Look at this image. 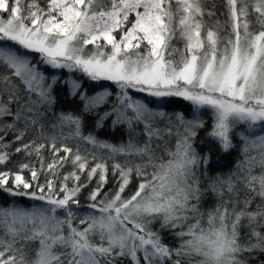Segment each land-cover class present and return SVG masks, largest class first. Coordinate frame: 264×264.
<instances>
[{
    "label": "snow or ice",
    "instance_id": "snow-or-ice-1",
    "mask_svg": "<svg viewBox=\"0 0 264 264\" xmlns=\"http://www.w3.org/2000/svg\"><path fill=\"white\" fill-rule=\"evenodd\" d=\"M215 14L0 0V264H264V0ZM178 101L190 116L167 111ZM106 125L124 140L100 138ZM201 133L240 157L227 179Z\"/></svg>",
    "mask_w": 264,
    "mask_h": 264
},
{
    "label": "trees",
    "instance_id": "trees-1",
    "mask_svg": "<svg viewBox=\"0 0 264 264\" xmlns=\"http://www.w3.org/2000/svg\"><path fill=\"white\" fill-rule=\"evenodd\" d=\"M215 5V16L209 18L207 16L204 17L205 22L208 25H214L215 21L218 19L223 23L225 17L222 14L224 10V0H205V7L209 8L212 5ZM223 32V29H221ZM175 44L177 47H180L182 42L177 40L175 41ZM66 108H70L71 105H65ZM173 110H178L184 113V115L190 116V110L189 106L182 101H178L175 104H173L171 107L167 109V111L171 112ZM204 119L210 123V117L209 114H205ZM89 126H91V121H89ZM30 134L32 133V130H29ZM97 135L102 139H107L112 142H118L122 141L125 138V129L123 128H117L115 130L110 129L107 125L103 130H100ZM211 143L210 147H206V145H209ZM205 149L206 151L211 152V163L209 165L210 171L209 175L212 177H215L219 175L222 179L228 178L230 173H233L236 171V163L240 159L239 156H237L235 153L232 155H229L228 153H225L219 149L218 146L214 144V142H209L201 133V136L197 140V149ZM21 156H17L14 159L19 160L21 159ZM11 166V165H9ZM202 185L206 184L204 177H201ZM95 186V181H93L92 184L89 185L88 188H86L80 196V206L81 209H83L87 204V193L88 191ZM108 189H115V178L109 177V184L106 186V190ZM241 199L244 196L243 190L240 191ZM9 199H12L10 197L0 196V204H6ZM20 200V203L22 205L27 206L30 202L26 198H17ZM259 201H257L258 203ZM216 203V197L211 192H208L206 196L203 198V204H202V210L206 208L212 207ZM166 240L168 239L167 234L165 235ZM256 256L253 257V261L256 260ZM259 259L264 260V256H259Z\"/></svg>",
    "mask_w": 264,
    "mask_h": 264
},
{
    "label": "rangeland",
    "instance_id": "rangeland-1",
    "mask_svg": "<svg viewBox=\"0 0 264 264\" xmlns=\"http://www.w3.org/2000/svg\"><path fill=\"white\" fill-rule=\"evenodd\" d=\"M89 47H91V46H89ZM224 179H227V178H224ZM22 205V204H21ZM25 206V205H24Z\"/></svg>",
    "mask_w": 264,
    "mask_h": 264
}]
</instances>
